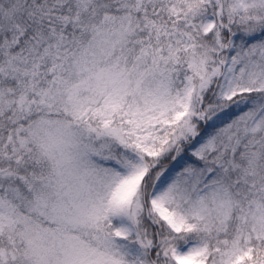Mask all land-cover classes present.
<instances>
[{
    "label": "snow or ice",
    "instance_id": "1",
    "mask_svg": "<svg viewBox=\"0 0 264 264\" xmlns=\"http://www.w3.org/2000/svg\"><path fill=\"white\" fill-rule=\"evenodd\" d=\"M0 264H264V0H0Z\"/></svg>",
    "mask_w": 264,
    "mask_h": 264
}]
</instances>
